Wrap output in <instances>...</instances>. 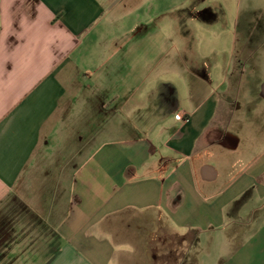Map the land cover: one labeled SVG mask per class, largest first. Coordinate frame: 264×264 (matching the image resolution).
<instances>
[{"label": "crops", "instance_id": "obj_1", "mask_svg": "<svg viewBox=\"0 0 264 264\" xmlns=\"http://www.w3.org/2000/svg\"><path fill=\"white\" fill-rule=\"evenodd\" d=\"M263 67L264 0H0V264H264Z\"/></svg>", "mask_w": 264, "mask_h": 264}, {"label": "rangeland", "instance_id": "obj_2", "mask_svg": "<svg viewBox=\"0 0 264 264\" xmlns=\"http://www.w3.org/2000/svg\"><path fill=\"white\" fill-rule=\"evenodd\" d=\"M213 38H216V36L215 35L211 36V41H209V40L207 41L210 45L209 50H211L212 46H214ZM220 44L221 45H220L219 49H223V48L227 49L228 46L230 45L229 41H225V42H222ZM250 68H251L250 64L246 63V69H248V72H249ZM250 76H252V78H253L251 82L256 84V86L253 87V90H254V92H258L255 89H257V84L260 85V83L264 82V67H263V69H261L260 73H258V74H255V75H251V73L247 74V78H251ZM241 99L244 100L245 99L244 96H241ZM172 239H173V241H172ZM181 239L179 238V239H177V241H180ZM174 240H176V239H174L173 237H170V238L166 237L165 240L163 241L162 246H160L161 248L153 251L154 256H156V258H157L156 264H175V261L177 260L176 258L178 256H180L184 251L179 250V251H177L178 253L176 255V252L172 249V247H171V249H170V247H168V243H175ZM183 241H185L184 238H183ZM180 242H182V240ZM164 243L167 245L165 246ZM148 261H149V259H144V257L142 255H140L139 258L135 261V264H144V263L146 264Z\"/></svg>", "mask_w": 264, "mask_h": 264}, {"label": "built area", "instance_id": "obj_3", "mask_svg": "<svg viewBox=\"0 0 264 264\" xmlns=\"http://www.w3.org/2000/svg\"><path fill=\"white\" fill-rule=\"evenodd\" d=\"M183 118H184V115L179 114V115L177 116V119H179V120H182Z\"/></svg>", "mask_w": 264, "mask_h": 264}]
</instances>
